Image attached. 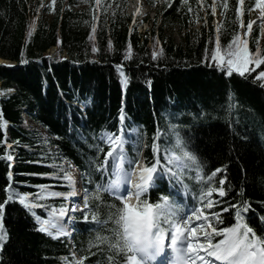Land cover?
Returning a JSON list of instances; mask_svg holds the SVG:
<instances>
[{"label": "trees", "instance_id": "trees-1", "mask_svg": "<svg viewBox=\"0 0 264 264\" xmlns=\"http://www.w3.org/2000/svg\"><path fill=\"white\" fill-rule=\"evenodd\" d=\"M127 1L102 0V5L115 4L114 8L104 10L95 9L94 0L87 3L83 0H57L53 10L48 7L51 1L0 0V59L15 63L13 68L0 66V93H4L0 95V111L9 121L8 142L11 144L18 140L21 145H29L31 151L13 145L12 150L23 161H43L42 164L17 162L13 170L48 174L21 177L27 186L22 183L18 190L35 194L39 192L35 187L38 184L52 185L53 190H69L66 183L64 186H56V170L51 165L62 164L63 160H67L85 171L88 157L96 154L88 148V144L95 143L93 136L98 137L102 132L118 133L119 110L122 106L127 117L123 128L134 124L146 133L149 147L143 149L142 154L144 162L149 166L157 155L164 162L163 149L153 154L150 147L157 129L163 132L166 127H170L168 117L161 118L162 108L192 114L204 110L211 114L207 122L196 123L191 115H185L178 122V128H189L197 149L211 157L212 168L206 170L205 175L210 174L215 167L228 164L227 172L217 175L216 184L218 186L219 179L227 175L235 187L225 198L214 194V200L236 203L241 183L246 181L243 183L245 198L252 203L253 210L245 214V218L258 235L262 234L264 222L259 217L264 215V208L258 202L264 201V185L259 183V178L264 177V89L258 84L250 86L247 82H241V78L235 75L229 79L218 69L213 71L204 67V63H212L204 59L205 49L215 48L218 23L224 26L221 45L222 51L226 50L231 41L230 21L235 19V13L229 11L225 17L221 15L222 9L217 8L216 21L210 9L206 8L213 0H205L199 10L197 0H188L193 12L187 9L179 11V0H173L174 7L166 9L162 3L156 9L155 17H160V25L156 23L157 19H152L148 30L141 32L136 30L131 14L126 11ZM230 4L235 5V0H230ZM205 10L208 13L207 27L204 19L197 23V11L203 17ZM113 12L116 13L115 22ZM93 15L99 17L95 35L90 27ZM244 19H251V13L245 11ZM86 21L89 23L86 24ZM165 23L178 26V40L165 31ZM33 24L35 31L29 38V26ZM237 31L243 35L245 29ZM93 35L94 39L90 40L89 37ZM247 38L250 51L255 48L253 39L264 47L259 24L253 25V32ZM109 40L115 52L108 51ZM128 43L133 46L134 58L126 62L123 60V52ZM93 44L99 49L96 53L91 51ZM52 47L54 50L50 53ZM157 47L164 49L167 62L150 60L151 52ZM21 52L32 63L20 65ZM173 58L180 64L179 68L172 64ZM141 59L143 64L139 63ZM116 64L126 66V74L130 77L127 89H123L119 83ZM185 64L190 66L186 67ZM165 66L169 69L167 72L164 71ZM262 70L264 66L257 69L254 75ZM146 79L153 80L151 89L147 87ZM250 79H254V76ZM61 93L65 95L61 96ZM230 93L242 105L231 114L228 112ZM88 99L89 103L82 112L78 103ZM28 118L32 123L30 125L26 124ZM70 125L72 133L68 131ZM233 129L237 135L233 134ZM77 130L84 136V140L77 135ZM182 135L186 136L187 133L182 132ZM3 139V133L0 132V140ZM159 143L163 145V141ZM5 147L0 144V156ZM102 147L104 152L100 154L101 160L108 151V146ZM230 147L236 150L234 155H229ZM127 150L130 155L135 151L130 145ZM7 171V162L0 159V201L6 198L3 189L7 184ZM101 179L97 175L94 183L89 185L87 178H84L83 192L93 191L95 183L101 182ZM168 181L165 178L157 187L149 190L146 198L150 203L159 202V198L165 194L175 196L173 191H177L179 185L169 181L174 187L172 190ZM184 182L196 191L193 187L196 183L194 174H186ZM178 194L184 195L182 190ZM175 198L181 199L180 196ZM46 202L56 207L61 203L59 198H48ZM103 202L99 209L101 219H107L108 208L105 205L116 203L118 207L122 206L108 194H103ZM188 203H192L191 193L188 195ZM224 206L226 204L222 203L214 210L220 211ZM36 211L41 217H46L44 210ZM77 216H82V213ZM231 219L235 222L234 214ZM113 226L110 221L108 230L101 231V234L110 235ZM37 227L34 219L18 201L6 206V228L11 239L4 250L5 264H63L61 257L71 259L73 246L76 249L87 248L90 241L95 243L92 237L99 230L94 222L81 219L70 242L65 238L52 240L46 234L39 233ZM92 251L97 249L93 248ZM98 258L99 254L91 256L86 264H96Z\"/></svg>", "mask_w": 264, "mask_h": 264}, {"label": "snow or ice", "instance_id": "snow-or-ice-1", "mask_svg": "<svg viewBox=\"0 0 264 264\" xmlns=\"http://www.w3.org/2000/svg\"><path fill=\"white\" fill-rule=\"evenodd\" d=\"M90 2V0H83ZM166 9L174 7L173 0H161ZM179 11L193 12L188 0H179ZM205 0H197L198 10L204 5ZM57 0H51L49 8L54 10ZM44 5H41L43 7ZM95 9L114 8L115 4L104 3L102 0H94ZM210 9L211 15L215 16L217 8L222 9L221 15L227 17L229 11L235 13V19L230 21L232 26L231 41L222 51L221 32L223 24L216 25L215 48L205 49V60H211L212 63H204L205 68H211L213 71L219 70L231 79L235 76L241 78V82H247L250 86L259 85L264 89V70L254 75L257 69L264 66V47L253 39L255 48L250 51L249 39L247 38L253 32V25L260 22V32L264 35V0H235V5L230 4V0H213L212 4L206 5ZM63 11V9H62ZM245 11L258 13L257 20L248 19L245 21ZM141 8H136V13H140ZM207 11L203 17H200L197 11V23L204 19L207 27ZM115 22L116 13H112ZM97 15H93L90 27L91 32L95 35L98 31ZM86 24L89 22H85ZM135 24V19L133 21ZM237 29H245L243 37ZM102 30V29H101ZM35 31V25L29 26L27 36L31 38ZM131 31V29H130ZM94 35L89 39H94ZM157 46L159 41L156 42ZM108 51L115 52L112 41L108 42ZM91 51L96 53L98 47L93 44ZM134 58L133 46L131 43L126 45L123 52V60L131 61ZM151 61H168L165 51L157 47L150 55ZM95 63V61H93ZM32 61L25 58L21 52L19 60L20 65H27ZM40 63V61H36ZM140 64L144 61L141 59ZM203 63V61H202ZM172 64L179 68L180 64L172 59ZM0 66L13 68L15 65ZM139 65H137L138 67ZM186 67L190 65L185 64ZM125 64H116L115 69L119 75V83L123 89H127L130 84V77L126 74ZM159 67V64H157ZM169 69L165 66L164 71ZM51 69H48L50 72ZM48 73L46 72L45 75ZM254 76V79H250ZM148 88H152L153 80L146 79ZM235 92V89L232 90ZM4 95V93H0ZM65 95L61 93V96ZM236 96L229 94L228 112L239 110L242 105L239 104ZM123 104V101H122ZM223 106L221 105V108ZM216 110V109H214ZM191 115L192 120L196 123L207 122L211 114L201 110L197 114L186 113L184 111L174 112L171 108H162L161 118L167 116L170 127L162 132L159 128L155 132L153 142L151 143V152L157 154L163 149L162 163L159 155L155 158L150 166L144 162L142 150L149 147L146 142V133L139 127H133L128 136L132 139H126L123 134L102 132L98 137L93 136L95 143L88 144L89 149L95 151L94 156H89L85 171L80 172L78 168H72L69 163V171L63 164H52L55 169L54 178L58 182L56 186H66L69 190H53L52 185L38 184V193L30 194L21 192L18 189L21 184V177H31L37 175H48L47 173H23L13 170L14 164L31 163L42 164V159L23 161L19 155L12 150L13 145L30 149L29 145H21L20 142H8L9 121L5 119L4 113L0 111V132L3 133V140L0 144L5 145V151L0 159L7 162L6 181L7 184L3 189L6 198L0 201V264H5L6 254L4 252L6 245L11 239L9 230L6 228V206L17 202L27 213L34 219L36 230L39 233L46 234L52 240L62 238L71 240L73 229L82 219L84 222H94L98 231L89 242L87 248L81 247L76 249L73 246L71 259L61 257L63 264H86L91 256L99 257L96 264H264V229L262 234L258 235L257 231L250 226L245 214L252 211V203L245 198V192L242 181L238 200L236 203L225 202L224 200H214V194L220 198L227 197L234 189L235 185L231 183L228 176L225 175L216 184V178L219 173H226L228 164L222 167H215L210 174L205 175L206 170L212 168L211 157L205 156L202 150L197 149L194 136L189 128L179 129L178 122L181 117ZM82 119L84 117H81ZM124 107L119 110V123L121 129L124 127L125 120ZM176 121V122H172ZM237 123L239 117H237ZM69 133L73 132L71 125ZM182 132L187 133L186 136ZM233 134L237 135L233 129ZM77 135L81 140L84 136L77 130ZM57 139H62L57 137ZM246 140V137H241ZM264 139V138H262ZM163 141V145L159 143ZM174 141V142H173ZM131 144L135 150L131 155L126 151V145ZM108 146L106 155L102 160L100 154L104 152V147ZM235 149L229 148V155L235 154ZM74 173H79L81 179L87 178L89 185L94 183V178L99 175L103 179L95 183L93 191L85 190L82 196V203L76 202L79 193L76 187L77 180ZM186 174H194L195 184L193 191L185 183ZM165 178L174 181L179 185L177 193L183 191L185 197L191 193L192 203L179 202L175 196L169 194L162 195L159 202L150 203L146 195L150 188L162 183ZM106 181V182H105ZM259 183L264 185V177L259 178ZM83 187V186H82ZM103 194H108L115 201H119L122 206L116 203L105 205L108 208L107 219H101L99 209L103 205ZM48 198H59L61 203L59 207L47 203ZM76 198V199H74ZM99 202V203H97ZM226 204L220 211L214 210L220 204ZM261 208H264V201L258 202ZM199 204L200 206H195ZM36 209L44 210L47 218H42L37 214ZM95 209V210H94ZM115 209V211H114ZM82 213V216H77ZM223 214H227L224 216ZM234 214L235 222H232ZM117 220L119 227L113 226L110 229V235H102L101 231L108 230L109 222ZM264 222V215L259 217ZM195 222V223H194ZM229 226H223V225ZM104 247H101V246ZM95 248L97 251H92Z\"/></svg>", "mask_w": 264, "mask_h": 264}, {"label": "rangeland", "instance_id": "rangeland-1", "mask_svg": "<svg viewBox=\"0 0 264 264\" xmlns=\"http://www.w3.org/2000/svg\"><path fill=\"white\" fill-rule=\"evenodd\" d=\"M40 3H44V2H50L51 0H38ZM162 2L161 0H128L127 1V6H126V11L131 14L132 19H135V24L133 23V25L136 26V30L137 31H145L148 30V28L151 26V22L152 19H157L156 23L158 25H160V17H155L156 14V9L160 8ZM140 7L141 8V12L140 13H136V8ZM217 14V13H216ZM257 16L258 13L257 12H253L251 13V19L253 20H257ZM215 20L217 21L218 18L215 15ZM257 24H259L260 26V22L259 20H257ZM165 31L172 35L176 40L179 39L180 37V30L178 28V26H176L173 23H165ZM255 25V24H254ZM157 26V25H156ZM243 37V35H242ZM264 37V35H263ZM54 48L52 47L51 50H49V52L51 53V51H53ZM1 62L3 60H0ZM28 122V120H27ZM130 132V130L125 131V130H120L119 134H123L125 136L126 139H132L133 137L128 136V133ZM127 151V150H126ZM66 163L64 162V165ZM69 171H71L72 169L69 168ZM76 173H74L75 175ZM76 202L78 203H82V198L76 200ZM195 223V222H194Z\"/></svg>", "mask_w": 264, "mask_h": 264}, {"label": "bare ground", "instance_id": "bare-ground-1", "mask_svg": "<svg viewBox=\"0 0 264 264\" xmlns=\"http://www.w3.org/2000/svg\"><path fill=\"white\" fill-rule=\"evenodd\" d=\"M52 52V51H51ZM1 62V61H0ZM2 62H4V61H2ZM28 120V124L29 123H31V120L30 119H27ZM32 124V123H31ZM67 169H68V166H67ZM69 170V169H68ZM80 170V169H79ZM81 171V170H80ZM75 178H76V180H77V184H79V185H82L80 182H79V173H76L75 175ZM74 199H76V198H74ZM77 200V199H76Z\"/></svg>", "mask_w": 264, "mask_h": 264}, {"label": "water", "instance_id": "water-1", "mask_svg": "<svg viewBox=\"0 0 264 264\" xmlns=\"http://www.w3.org/2000/svg\"><path fill=\"white\" fill-rule=\"evenodd\" d=\"M2 60V59H0ZM4 62H2L3 65H7V64H12V65H15V63H12L10 61H6V60H3Z\"/></svg>", "mask_w": 264, "mask_h": 264}, {"label": "clouds", "instance_id": "clouds-1", "mask_svg": "<svg viewBox=\"0 0 264 264\" xmlns=\"http://www.w3.org/2000/svg\"><path fill=\"white\" fill-rule=\"evenodd\" d=\"M114 211H115V209H114ZM112 223H113L114 226L119 227L117 220L114 219V220L112 221Z\"/></svg>", "mask_w": 264, "mask_h": 264}]
</instances>
